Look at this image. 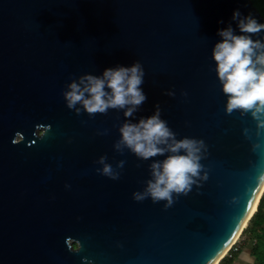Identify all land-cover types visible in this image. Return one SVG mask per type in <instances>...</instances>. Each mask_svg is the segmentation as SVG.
<instances>
[{
  "label": "water",
  "instance_id": "water-1",
  "mask_svg": "<svg viewBox=\"0 0 264 264\" xmlns=\"http://www.w3.org/2000/svg\"><path fill=\"white\" fill-rule=\"evenodd\" d=\"M236 10L264 23L250 0H0V264H212L222 254L264 193V130L225 114L211 60ZM135 62L146 100L129 121L158 104L177 140L207 148V179L167 209L132 197L165 157L115 150L123 110L77 114L63 99L73 80ZM101 156L118 179L98 173Z\"/></svg>",
  "mask_w": 264,
  "mask_h": 264
},
{
  "label": "clouds",
  "instance_id": "clouds-1",
  "mask_svg": "<svg viewBox=\"0 0 264 264\" xmlns=\"http://www.w3.org/2000/svg\"><path fill=\"white\" fill-rule=\"evenodd\" d=\"M232 20L236 22V30L229 25L217 32L221 39L212 47L211 60L215 64L220 91L226 97L225 114L250 115L259 137L264 130V37H252L264 32V23H258L251 15L242 16L239 10L233 12ZM143 77L144 70L139 62L129 67L108 68L99 76L83 75L70 82L63 99L66 107L75 109L77 114L81 110L90 116L106 114L110 109L123 110L125 122L119 127L120 138L114 145L115 150L122 153L127 149L140 160L165 157L149 165L150 179L145 181L143 191L134 192L132 197L137 202L149 198L153 203L163 201L167 209L174 203V195L186 196L198 180L207 179L206 174L201 176L203 166L200 163L207 148L203 140H177L167 122L161 119L158 104L150 117H142L136 123L129 121L146 100L141 89ZM164 94L174 95L170 91ZM259 147V144L252 145L253 151ZM106 159L101 156L96 161L102 166L97 169L98 173L118 179L119 172L106 163ZM123 165L124 161H119L116 168ZM256 179L264 182V175ZM240 261L255 264L254 257L247 251L241 254Z\"/></svg>",
  "mask_w": 264,
  "mask_h": 264
},
{
  "label": "trees",
  "instance_id": "trees-1",
  "mask_svg": "<svg viewBox=\"0 0 264 264\" xmlns=\"http://www.w3.org/2000/svg\"><path fill=\"white\" fill-rule=\"evenodd\" d=\"M250 1L261 17L264 18V0ZM242 234H246L248 239L252 240L250 253L255 259V264H264V193L257 206V211L250 219ZM237 256L238 253L233 252L230 259H226L225 257L221 262L226 260L228 264H232Z\"/></svg>",
  "mask_w": 264,
  "mask_h": 264
},
{
  "label": "rangeland",
  "instance_id": "rangeland-1",
  "mask_svg": "<svg viewBox=\"0 0 264 264\" xmlns=\"http://www.w3.org/2000/svg\"><path fill=\"white\" fill-rule=\"evenodd\" d=\"M247 227V226H246ZM245 230V229H244ZM243 230V231H244ZM242 231V233H243ZM240 235V238L237 240V242L232 246V248L229 250V252L222 258V260L226 257V259H230L231 254L238 253V256L234 260L232 264H242L240 261V256L243 252L247 251L250 253L251 245H252V240L248 239V236L246 234ZM221 260V261H222ZM219 264H228L226 260L224 262H221Z\"/></svg>",
  "mask_w": 264,
  "mask_h": 264
},
{
  "label": "bare ground",
  "instance_id": "bare-ground-1",
  "mask_svg": "<svg viewBox=\"0 0 264 264\" xmlns=\"http://www.w3.org/2000/svg\"><path fill=\"white\" fill-rule=\"evenodd\" d=\"M264 188V186H263ZM262 188V190H263ZM262 192V191H261ZM261 192L258 194V196L256 197L251 209H250V212L248 214V216L246 217V219L244 220L242 226L240 227V230L239 232L237 233V235L235 236V238L233 239V241L226 247V249L222 252V254L212 263V264H219L221 259L229 252V250L232 248V246L237 242V240L240 238V235L242 233V231L246 228V226L248 225L249 221H250V218L251 216L253 215V213L255 212L256 210V207H257V203H258V200H259V197L261 195Z\"/></svg>",
  "mask_w": 264,
  "mask_h": 264
}]
</instances>
